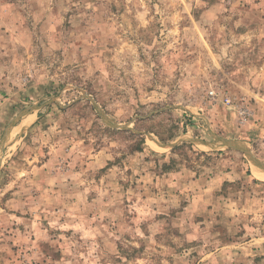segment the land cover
Here are the masks:
<instances>
[{
  "label": "rangeland",
  "instance_id": "374dc122",
  "mask_svg": "<svg viewBox=\"0 0 264 264\" xmlns=\"http://www.w3.org/2000/svg\"><path fill=\"white\" fill-rule=\"evenodd\" d=\"M255 161L264 0H0V264H264Z\"/></svg>",
  "mask_w": 264,
  "mask_h": 264
},
{
  "label": "water",
  "instance_id": "95a60500",
  "mask_svg": "<svg viewBox=\"0 0 264 264\" xmlns=\"http://www.w3.org/2000/svg\"><path fill=\"white\" fill-rule=\"evenodd\" d=\"M256 163V165L259 167V168H261L262 170H264V166L262 165V164H260L258 161H255Z\"/></svg>",
  "mask_w": 264,
  "mask_h": 264
},
{
  "label": "bare ground",
  "instance_id": "6f19581e",
  "mask_svg": "<svg viewBox=\"0 0 264 264\" xmlns=\"http://www.w3.org/2000/svg\"><path fill=\"white\" fill-rule=\"evenodd\" d=\"M257 170H258V171H256V173H257L261 178H264V176H263L264 173H262V171H260L259 169H257ZM259 171H260L261 173H260Z\"/></svg>",
  "mask_w": 264,
  "mask_h": 264
},
{
  "label": "trees",
  "instance_id": "16d2710c",
  "mask_svg": "<svg viewBox=\"0 0 264 264\" xmlns=\"http://www.w3.org/2000/svg\"><path fill=\"white\" fill-rule=\"evenodd\" d=\"M142 142H144V138L142 139ZM141 146H137V149H141ZM178 147V146H177ZM177 147H175L174 149H176Z\"/></svg>",
  "mask_w": 264,
  "mask_h": 264
}]
</instances>
